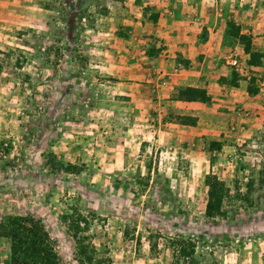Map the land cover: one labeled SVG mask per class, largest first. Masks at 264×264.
<instances>
[{"label":"rangeland","instance_id":"1","mask_svg":"<svg viewBox=\"0 0 264 264\" xmlns=\"http://www.w3.org/2000/svg\"><path fill=\"white\" fill-rule=\"evenodd\" d=\"M187 1L0 0V221L40 219L63 264H264V52Z\"/></svg>","mask_w":264,"mask_h":264},{"label":"trees","instance_id":"2","mask_svg":"<svg viewBox=\"0 0 264 264\" xmlns=\"http://www.w3.org/2000/svg\"><path fill=\"white\" fill-rule=\"evenodd\" d=\"M234 20H227L225 33L233 39H240L243 33ZM246 46L250 39L246 36ZM178 97L185 100L208 99L206 90L193 86L179 88ZM207 186L205 214H220L226 188L217 176L208 174L205 177ZM78 227V226H76ZM0 238L10 242L9 264H63L57 253L53 240L43 222L32 215H11L0 221Z\"/></svg>","mask_w":264,"mask_h":264},{"label":"crops","instance_id":"3","mask_svg":"<svg viewBox=\"0 0 264 264\" xmlns=\"http://www.w3.org/2000/svg\"><path fill=\"white\" fill-rule=\"evenodd\" d=\"M204 1L205 0H196V7L193 4L191 5L192 12H194V10H196L197 13H201L203 11L204 15L203 17H201L199 14L196 17V22L192 21L193 23H190L189 26L193 27L195 23H197L198 26L202 25V27L206 26L211 29L217 26L218 29L222 30V35H220L218 43L222 44L223 42V44L225 45V43H227L228 40L233 39L226 33H223L225 32L224 30L226 29L227 20L232 19L237 24L240 25L241 27L240 32L246 33L247 36H249L250 44L259 46L261 51L264 52V32L263 34L259 35V30L264 26V0H256L255 5L253 4L254 6L248 8L249 10H247L246 7H243V4H241L240 7H237L235 8V10H233V13L230 12V10L228 11L223 8H214V9L212 8L213 10L209 12V8H207L208 6L206 7V9L204 8V6H206V4H204L205 3ZM188 3L189 0L186 2V4L185 3L183 4L185 6H188ZM210 18H212L211 21L209 20ZM238 18L240 20H245L246 23L248 22L250 23L251 21L252 24H249V26L253 28L251 30H248V33L244 32L243 26L241 25ZM211 43L212 42L210 41V39L206 41V39L204 38L201 39L198 38L197 43L193 42L192 39H189V41H187V44H185L187 48H185L184 51H187L189 55L194 54L196 52L197 53L201 52V54H199L198 56L201 57V55H204L203 57V61H204L205 56H207V51H210V53H213L214 51L213 49H211L212 47ZM222 47L224 46L222 45L221 48ZM262 71L260 75L264 76V72L262 73ZM261 83L262 85H264V81H262ZM189 85H193V84H189ZM261 90H264V88L261 87Z\"/></svg>","mask_w":264,"mask_h":264},{"label":"built area","instance_id":"4","mask_svg":"<svg viewBox=\"0 0 264 264\" xmlns=\"http://www.w3.org/2000/svg\"><path fill=\"white\" fill-rule=\"evenodd\" d=\"M229 63L231 65H236L238 63V59H237V54H236V50H232L230 53H229Z\"/></svg>","mask_w":264,"mask_h":264}]
</instances>
